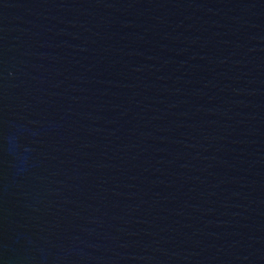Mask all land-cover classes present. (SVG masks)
<instances>
[{
  "label": "water",
  "instance_id": "obj_1",
  "mask_svg": "<svg viewBox=\"0 0 264 264\" xmlns=\"http://www.w3.org/2000/svg\"><path fill=\"white\" fill-rule=\"evenodd\" d=\"M0 264H264V0H0Z\"/></svg>",
  "mask_w": 264,
  "mask_h": 264
}]
</instances>
